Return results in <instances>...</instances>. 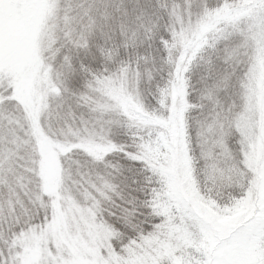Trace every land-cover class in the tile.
Here are the masks:
<instances>
[{
  "label": "snow or ice",
  "instance_id": "1",
  "mask_svg": "<svg viewBox=\"0 0 264 264\" xmlns=\"http://www.w3.org/2000/svg\"><path fill=\"white\" fill-rule=\"evenodd\" d=\"M0 264H264V0H0Z\"/></svg>",
  "mask_w": 264,
  "mask_h": 264
}]
</instances>
